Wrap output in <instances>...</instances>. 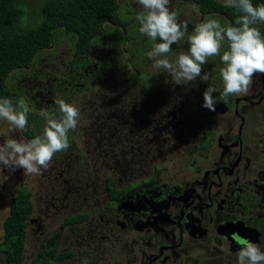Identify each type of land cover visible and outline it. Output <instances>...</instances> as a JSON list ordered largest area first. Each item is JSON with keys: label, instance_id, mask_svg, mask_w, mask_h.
Here are the masks:
<instances>
[{"label": "flooded vegetation", "instance_id": "flooded-vegetation-1", "mask_svg": "<svg viewBox=\"0 0 264 264\" xmlns=\"http://www.w3.org/2000/svg\"><path fill=\"white\" fill-rule=\"evenodd\" d=\"M175 11L189 32L201 22L188 5ZM135 18L96 37L88 54L76 50L71 32L58 31L27 66L10 72L30 111L23 133L9 137L42 134L40 113L55 110L56 99L80 111L69 148L32 175L33 182L42 176L53 186L42 208L31 181L0 202L3 245L12 200L30 193L20 264L26 254L30 264L46 261L44 254L47 264H237L233 234L264 250V74L253 77L246 95L221 100L213 93L211 111L203 94L209 84L223 89L220 58L203 66L209 81L175 84L153 69L147 52L159 41L139 37ZM258 26L264 31V23ZM26 176L22 168H2L0 184Z\"/></svg>", "mask_w": 264, "mask_h": 264}, {"label": "clouds", "instance_id": "clouds-1", "mask_svg": "<svg viewBox=\"0 0 264 264\" xmlns=\"http://www.w3.org/2000/svg\"><path fill=\"white\" fill-rule=\"evenodd\" d=\"M224 2L226 7L240 13L235 26H224L216 18L205 17L189 34L187 21H180L178 13L170 9V0H137L143 9L136 16L139 32L152 41H159L147 52L157 74H170L175 84L194 82L197 77L209 81L210 73L203 71V66L210 58H220L223 89L209 84L203 94V106L211 111H215L217 102L213 93L219 91L221 100L246 95L253 77L264 74V35L258 27L264 23V4L256 5L253 0ZM185 38L187 50L170 58L172 46ZM55 104L58 106L55 110L40 113L46 121L42 134L31 139L11 138L9 133H23L28 126L30 109L22 100L14 104L9 97L0 98V120L11 126L0 130V137H4L0 143V167L22 168L25 175H40L42 169L51 166L56 153L69 148V132L77 128L80 111L64 99H56ZM233 239L240 246L237 264H264V250L259 245L239 234H233Z\"/></svg>", "mask_w": 264, "mask_h": 264}, {"label": "trees", "instance_id": "trees-1", "mask_svg": "<svg viewBox=\"0 0 264 264\" xmlns=\"http://www.w3.org/2000/svg\"><path fill=\"white\" fill-rule=\"evenodd\" d=\"M122 1L0 0V98L9 97L14 104L18 100L23 101L16 85L17 78L11 77L10 72L27 66L40 49L51 44L52 37L54 34L57 36L58 31L71 32L73 42H77L76 50L88 54L95 49L93 44L96 37L116 27L120 28L124 23H133L131 20L136 16L132 12L128 13ZM179 1L186 4L178 7L176 3L177 11H184L188 5L195 12L201 13L202 18H215V15L221 14V22L223 19L228 25L235 26L240 15L236 9L226 7L221 0H177ZM253 3L264 4V0H253ZM134 24L132 27L139 30L136 18ZM260 30L264 35L263 29ZM127 34H130L128 30ZM139 35L144 36L140 32ZM148 41L149 44L153 42L149 38ZM138 44L133 42L134 47L142 45L139 41ZM183 45L185 48L189 47L185 42ZM108 183H112V177L108 178ZM29 197L30 193L23 190L12 200L13 211L5 222V235L0 247L7 253L8 264H20L27 235L26 219L31 210ZM44 257L46 261H36L35 264H47L49 255L44 254Z\"/></svg>", "mask_w": 264, "mask_h": 264}, {"label": "rangeland", "instance_id": "rangeland-1", "mask_svg": "<svg viewBox=\"0 0 264 264\" xmlns=\"http://www.w3.org/2000/svg\"><path fill=\"white\" fill-rule=\"evenodd\" d=\"M221 1H224V0H221ZM122 2L125 4L126 10L128 11V13L132 12L133 16H137V14L140 11H143L141 6L137 3V0H130V2L123 0ZM176 3L178 5V7L181 6L183 3L186 4V2H184V1L177 2V0H170V9L173 8V10L175 11L176 9L174 8V6H176ZM188 10H189V15L192 16V18L193 17L194 18H196V17L201 18L202 17L201 13H194L189 6H188ZM205 17H207V16H204L201 19V21ZM215 18H217V19L220 18V22H221V16L219 14L215 15ZM186 19L190 20L191 17H189V16L184 17V20H186ZM124 26H128V24L124 23ZM188 26H190V25H188ZM188 32H189V30H188ZM189 34H191V32H189ZM183 42H185L187 44V39L185 38V40L180 42L179 45L174 44L172 46V51L176 50L177 53H179V51H181V50L186 51L187 49L183 47ZM70 103L74 104L73 102H70ZM74 105L76 106V104H74ZM9 127H11V126L6 121L0 120V130H6ZM106 167H107V164L103 163V162H102V165L99 166V176H102V178H104V176L106 174L105 173ZM1 172H2V168L0 167V173ZM32 177H33L32 175H27L26 177H23L18 183H16V182H12L11 184L8 183L6 186L7 190H5L6 188L4 187V185L0 184V202L2 201L3 196L4 197L8 196L9 192H12L13 190L17 191L20 187L21 181H31L32 184L34 183V185L32 187L33 191H34V199H35V201L39 202V206L42 208L40 200L42 198H44L47 194H49L50 190H53V186L51 184V181L47 178H42V176H40L33 182ZM100 182L103 183V179H101ZM2 193H4V194L1 195ZM4 218H5V214L3 213L2 216L0 217V239L3 236V224L2 223L4 221ZM29 237L31 238V234ZM26 256H27V258L25 260V264H30L31 257H28V254H26ZM30 256H32V255H30ZM2 262H3V260L1 259V256H0V264H3Z\"/></svg>", "mask_w": 264, "mask_h": 264}]
</instances>
